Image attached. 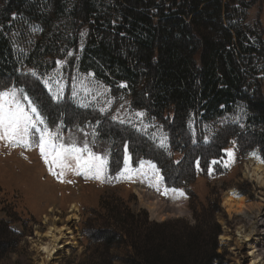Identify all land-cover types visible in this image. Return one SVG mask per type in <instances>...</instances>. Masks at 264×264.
<instances>
[{
	"label": "trees",
	"instance_id": "obj_1",
	"mask_svg": "<svg viewBox=\"0 0 264 264\" xmlns=\"http://www.w3.org/2000/svg\"><path fill=\"white\" fill-rule=\"evenodd\" d=\"M235 3L248 5L246 0H0V85L20 79L9 37L14 16L41 27L26 64L44 71L77 47L86 27L80 70L93 72L113 91L123 84L132 106L163 124L170 153L118 125L104 138L117 143L127 133L124 145L133 164L153 161L167 188L182 187L189 196L187 179L195 178L197 169L204 175L212 162L221 166L231 144L240 156L258 148L264 160V63L253 65L257 48L233 20ZM250 33L264 45L263 34ZM237 102L246 108L243 125H225L207 143L200 132L193 138L192 116L200 131V123ZM175 154L182 157L175 160ZM120 213L128 216L125 208ZM196 220L189 228L108 220L92 240L105 249L125 245L122 264H221L213 211L204 210ZM9 223L0 219V260L18 237Z\"/></svg>",
	"mask_w": 264,
	"mask_h": 264
},
{
	"label": "rangeland",
	"instance_id": "obj_2",
	"mask_svg": "<svg viewBox=\"0 0 264 264\" xmlns=\"http://www.w3.org/2000/svg\"><path fill=\"white\" fill-rule=\"evenodd\" d=\"M246 1L247 6L235 3L238 11L233 20L243 32V39L257 48L253 65H259L264 63V45H260V37L254 38L250 32L264 35V0ZM14 18L9 37L20 79L5 82L0 88L24 89V93L39 106L50 128L59 126L65 141L69 137L78 143L87 140L94 152L107 156L108 168L101 180L85 178L83 174L73 172H66L60 177L49 171L38 148L13 147L0 141V219L10 222L9 227L18 235L10 243V252L3 255L0 264H38L42 257L36 255L35 243L38 239L46 242L43 235L49 220L58 226L62 222L70 227V230L66 231L65 228L64 231L58 230V233L61 232L63 236L72 234L71 238H75V244L71 246L67 241H58L57 252L49 264H106L110 259L114 260L112 264H122L127 253L125 245L115 244L111 249H105L104 243L92 240L96 229L102 228L108 220L113 224L123 221L134 224L168 223L189 228L207 209L213 211V222L220 229L217 252L223 256L221 264H248L247 243H238L236 218L228 216L221 201L230 189H234L245 197L246 204L253 205L248 215L257 214L259 209L260 218H264V189L243 175L244 162L250 157L261 159L260 150L253 148L240 156L234 144L229 145L221 166L212 162L204 175L197 169L195 178L187 179L189 182L185 185L190 190V197L182 187L165 188L161 180L159 187H153L151 176L155 174L151 172L146 176L134 175L131 180L118 178L125 156L130 158L133 168L139 167V163L133 164L124 145L127 133L113 143L111 139L104 138V132L111 128L115 130V125L126 127L153 147L169 154V135L163 124L148 116L145 110L134 108L131 95L123 84L113 91L93 72L80 70L79 62L88 31L86 27L80 31L77 47L70 49L65 57L55 61L51 69L44 71L26 64L42 33L41 27L23 18ZM242 46L246 48L245 44ZM45 102L51 105L45 107ZM137 113L144 115L138 116ZM245 117L244 104L237 102L230 111L200 123V131L195 128L193 116L188 121V127L193 138L195 133L200 132L202 142L207 143L223 126L243 125ZM227 150L232 151L234 158L229 157ZM181 157L180 154L173 156L175 160ZM156 167L161 176V168ZM173 189L182 190L184 196ZM166 190L167 194H164ZM149 202H156V210L163 214L162 217L153 216L146 205ZM73 205L75 208H72ZM123 208L127 210L129 218L121 215L120 209ZM73 212L77 213L76 217H72ZM91 226L95 227L91 229ZM256 232L253 238L260 237L259 228ZM221 241L224 242L222 246ZM257 248H263L264 254V242L263 246Z\"/></svg>",
	"mask_w": 264,
	"mask_h": 264
},
{
	"label": "snow or ice",
	"instance_id": "obj_3",
	"mask_svg": "<svg viewBox=\"0 0 264 264\" xmlns=\"http://www.w3.org/2000/svg\"><path fill=\"white\" fill-rule=\"evenodd\" d=\"M0 141L13 147L38 148L41 158L53 175L62 177L66 172H73L76 175L83 174L85 178L101 180L107 173V156L94 152L87 140L78 143L69 137L65 141L60 127H49L39 106L24 93V89L12 87L0 90ZM227 152L229 157L234 158L231 150ZM56 169H59L58 173ZM150 172L155 174L157 181L163 179L153 162L141 160L139 167L133 168L130 158L125 156L124 167L117 177L131 180L134 175L146 176ZM172 191L184 196L182 190ZM164 194H167V190Z\"/></svg>",
	"mask_w": 264,
	"mask_h": 264
},
{
	"label": "bare ground",
	"instance_id": "obj_4",
	"mask_svg": "<svg viewBox=\"0 0 264 264\" xmlns=\"http://www.w3.org/2000/svg\"><path fill=\"white\" fill-rule=\"evenodd\" d=\"M250 159L251 157L244 162L245 164H244L243 175L248 180L251 181L254 180V182L259 186V188L264 189V161L259 158H255V159L252 158L251 160ZM151 183L153 187L156 186L159 187L160 181H157L155 179V175H152ZM174 196L175 193H173V197ZM243 198L245 197L237 193L234 189H230L229 192L223 196L221 202L228 216L231 218H236V225H237L236 236L238 243H243L244 245L247 243L248 251H249L248 264H258L262 260H264V254H262L263 248L262 249L257 248L258 246H263V242H264L262 241V239L264 240V229H261L264 228V218H260V215L258 214L259 209L257 210V214L248 215L250 213L249 210H252L253 205L246 204L247 201ZM146 205L150 209L153 216H160V217L163 216L162 213L157 212L156 202H151V203L149 202ZM72 208H75L74 205L72 206ZM76 214H77L76 212H73L72 217H76L77 216ZM65 228L66 231L71 229L62 222L60 223L59 226L52 220H49L47 222L44 228L45 232L43 235V237L46 239L45 240L46 242H43L42 239H38L36 240L37 243H35L36 255L42 257L41 261L38 262V264H49L51 258L57 252L58 241H67L68 243H70V246L75 244L74 243L75 238H71L72 234H67V236H63L61 232L58 233V230L64 231ZM257 228H259L260 237L253 238L254 236L257 235L256 232ZM51 233H53L52 236L50 235ZM68 235L70 236L68 237ZM222 238L225 240L228 239L226 237H222ZM221 242H222L221 243L222 246L224 242L223 241ZM262 264H264V261L262 262Z\"/></svg>",
	"mask_w": 264,
	"mask_h": 264
}]
</instances>
